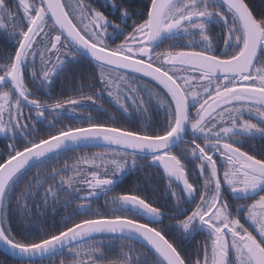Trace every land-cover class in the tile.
<instances>
[{"label":"snow or ice","instance_id":"1","mask_svg":"<svg viewBox=\"0 0 264 264\" xmlns=\"http://www.w3.org/2000/svg\"><path fill=\"white\" fill-rule=\"evenodd\" d=\"M105 6L0 0V136L9 141L0 159V245L24 264L65 252L72 264H264V0ZM58 80L70 88L54 94ZM105 96L117 115H77L93 105L107 115ZM153 104L162 122L150 115ZM119 114L142 123L125 127ZM65 115L81 123L58 128ZM37 122L51 131L42 135ZM257 137L259 145L247 143ZM89 144L106 147L27 179ZM141 168L157 170L149 176L159 196L129 187L103 212L93 209L94 198ZM61 200L79 218L42 227Z\"/></svg>","mask_w":264,"mask_h":264},{"label":"trees","instance_id":"2","mask_svg":"<svg viewBox=\"0 0 264 264\" xmlns=\"http://www.w3.org/2000/svg\"><path fill=\"white\" fill-rule=\"evenodd\" d=\"M66 2H74V0H66ZM86 3H90L93 7L99 8L101 10H105L106 12L110 11L106 6H105V0H85ZM129 2L133 5V7L138 6L141 3V0H129ZM130 23V22H129ZM215 32L219 33L220 29L219 27L215 28ZM4 41L0 40V44H2ZM186 43V41H183ZM169 42L166 41L164 46H167ZM222 46V45H221ZM39 67V63L37 62V68ZM77 67H81L77 65ZM82 70L87 74L91 72V68L88 66L87 61H84V64L82 66ZM70 86L66 83H62L61 80H58L55 87H54V94H58L61 90H67L69 89ZM147 98V97H146ZM104 107L107 110V115L103 112H98L96 111V106L93 105L92 107L88 108L87 110L83 112H78L77 115H83L87 116L91 114L94 118H99L100 120H108V116L110 115H117V113L114 111V106L111 105V102L109 99L105 96V101H104ZM24 113L25 115L28 114V108H24ZM155 117V120L157 122H162L164 119V113L163 110L159 109L158 106L153 104L152 106V112L150 115H153ZM46 123L47 122H37L36 127L40 131V133L43 135L47 131H51L46 128ZM81 123L80 120H74L72 119L71 116L65 115L62 116L57 123V127H61L64 125H71V126H76ZM117 123L121 124L125 127L132 126L135 127L142 123V121L137 118L133 120L131 117L125 118L123 114H119L117 116ZM187 140L191 139V136H186ZM9 141L5 140L2 136H0V159H3L6 154H7V148L6 145ZM247 143L253 144V145H259L261 143L259 137L256 138L255 141H248ZM185 145H180V147H184ZM105 148V147H104ZM103 147H80L76 149L75 151H68L65 154L61 155L58 159H54L49 162V165L47 167H42V168H33L29 171L27 175V179L30 180L34 175H36L37 172H40L42 175H45L51 167H62L63 161L70 157L74 156H80L84 154H89L91 155L92 153H95L97 151H103ZM179 149H177L178 151ZM140 163H144L143 161H140ZM157 171L156 169H146V168H141L138 172H133L128 174L126 177L120 178V181L118 182L117 187H115L113 192L108 193L106 196L105 195H100L97 198H94L92 200V207L93 209L100 208L101 212L105 210V203L106 201H109L111 197L117 193H120L122 189H126L129 187H135L139 186L142 189H144L150 196H152L153 199L156 198V196H159L162 192V189L157 188L156 184L158 181H154L153 179L150 178L149 174L152 172ZM195 177V173H193V178ZM21 188L23 185L20 186ZM155 189V191H154ZM19 192V189H17V193ZM83 194V193H82ZM13 206L15 204V199L13 198L12 200ZM78 203V201H77ZM161 203H163V200H161ZM75 204L70 205L68 207L64 206V201L61 200L60 205L57 206V210L53 213L51 210H49L48 214L46 217H43L42 219L46 220V223L42 225V227H47V228H59L61 227L62 221L66 219L68 216H75L77 219L79 218L77 214L74 212ZM12 227L16 232H19L21 234L24 233V229L21 226V223L17 217V215L13 214L12 216ZM165 224H168L169 221L165 219L164 221ZM29 232L32 231V229L28 230ZM97 239H104L105 242H107L108 237H97ZM203 239V236L197 235L195 239L192 240H186L189 241L188 243H184L185 251L190 252L194 249V246L197 242L201 241ZM119 240L116 241L117 244H119ZM125 243H132V241L125 240ZM135 247L140 249L141 251L146 250V246L142 245L139 242H135ZM111 254V253H110ZM61 259L64 260V264H72L71 258L68 256L67 252H65L63 255H57L54 258H51V261L48 257H45L43 259H39L34 261V264H60ZM0 264H24L23 261L17 260L15 258H12L5 253H3L0 250Z\"/></svg>","mask_w":264,"mask_h":264},{"label":"water","instance_id":"3","mask_svg":"<svg viewBox=\"0 0 264 264\" xmlns=\"http://www.w3.org/2000/svg\"><path fill=\"white\" fill-rule=\"evenodd\" d=\"M145 79H147V80H149L150 81V78H146L145 77ZM185 139H186V137H185ZM81 147H106L105 145H103V144H100V145H94V144H89V145H87V146H81ZM140 243V242H139ZM0 250L3 252V253H5L6 255H8V256H10V257H12V258H15V259H17V260H21L22 261V258H20L19 256H17V255H14L6 246H4V245H0ZM39 259H41L40 257H37V258H35V261L36 260H39Z\"/></svg>","mask_w":264,"mask_h":264},{"label":"flooded vegetation","instance_id":"4","mask_svg":"<svg viewBox=\"0 0 264 264\" xmlns=\"http://www.w3.org/2000/svg\"><path fill=\"white\" fill-rule=\"evenodd\" d=\"M186 140H187V138H186ZM226 196L231 200V193L229 192V193H226ZM233 202V206L235 207V205L237 204V203H241V201H232ZM189 241H185L184 243H188Z\"/></svg>","mask_w":264,"mask_h":264},{"label":"rangeland","instance_id":"5","mask_svg":"<svg viewBox=\"0 0 264 264\" xmlns=\"http://www.w3.org/2000/svg\"><path fill=\"white\" fill-rule=\"evenodd\" d=\"M145 81L148 82V87H149V88L153 87L154 82L149 81V80H147V79H145V78H142V79H141V83H144Z\"/></svg>","mask_w":264,"mask_h":264}]
</instances>
